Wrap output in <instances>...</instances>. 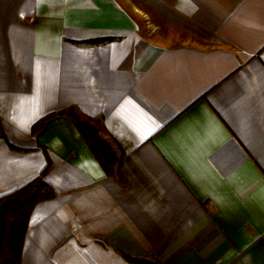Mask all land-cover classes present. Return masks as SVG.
<instances>
[{
	"label": "crops",
	"instance_id": "1",
	"mask_svg": "<svg viewBox=\"0 0 264 264\" xmlns=\"http://www.w3.org/2000/svg\"><path fill=\"white\" fill-rule=\"evenodd\" d=\"M44 170L19 264H264V0H0V197Z\"/></svg>",
	"mask_w": 264,
	"mask_h": 264
},
{
	"label": "trees",
	"instance_id": "2",
	"mask_svg": "<svg viewBox=\"0 0 264 264\" xmlns=\"http://www.w3.org/2000/svg\"><path fill=\"white\" fill-rule=\"evenodd\" d=\"M57 115H67L74 122L105 174L108 177H114L117 173L119 180L123 181L120 159L110 144L102 139L96 129L88 121L81 119L74 110L45 115L33 126V131ZM44 172L45 170L39 177L23 187L0 197V264H19V249L32 209L36 204L55 196L54 190L43 178ZM139 262L147 263L148 261L139 260Z\"/></svg>",
	"mask_w": 264,
	"mask_h": 264
}]
</instances>
